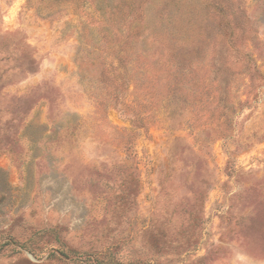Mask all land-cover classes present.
<instances>
[{"label":"rangeland","instance_id":"rangeland-1","mask_svg":"<svg viewBox=\"0 0 264 264\" xmlns=\"http://www.w3.org/2000/svg\"><path fill=\"white\" fill-rule=\"evenodd\" d=\"M215 1L0 0V264H264V0Z\"/></svg>","mask_w":264,"mask_h":264},{"label":"trees","instance_id":"trees-1","mask_svg":"<svg viewBox=\"0 0 264 264\" xmlns=\"http://www.w3.org/2000/svg\"><path fill=\"white\" fill-rule=\"evenodd\" d=\"M224 1L225 0H217L215 1L216 6H218L216 9H218V12H224ZM223 15V14H222ZM225 20V19H224ZM224 26L225 28H227L229 30V33L231 34L232 32H234L235 30H237V28L239 27L238 24L231 26L230 23L228 21H224Z\"/></svg>","mask_w":264,"mask_h":264}]
</instances>
